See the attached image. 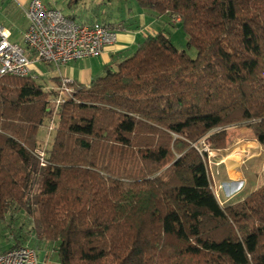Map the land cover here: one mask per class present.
<instances>
[{
  "label": "trees",
  "instance_id": "1",
  "mask_svg": "<svg viewBox=\"0 0 264 264\" xmlns=\"http://www.w3.org/2000/svg\"><path fill=\"white\" fill-rule=\"evenodd\" d=\"M134 1L178 17L196 57L159 30L88 85L73 80L59 102L61 76L0 75V222L26 211L35 238L18 232L0 252L46 247L59 264H264V180L223 205L195 147L209 134L225 148V128L240 124L264 148V0ZM55 119L43 146L39 129Z\"/></svg>",
  "mask_w": 264,
  "mask_h": 264
},
{
  "label": "built area",
  "instance_id": "2",
  "mask_svg": "<svg viewBox=\"0 0 264 264\" xmlns=\"http://www.w3.org/2000/svg\"><path fill=\"white\" fill-rule=\"evenodd\" d=\"M25 18L24 45L12 41L11 31L0 22V75L33 76L32 65L37 61L59 68L70 61L99 55L116 41V31L107 24L78 22L42 0L30 1ZM60 78L57 102L73 90V79L67 76ZM206 137L208 135L203 139ZM195 147L200 153H211L208 143L199 142ZM38 155L44 164L43 153L38 152ZM0 264H38L37 254L28 246L11 247L0 252Z\"/></svg>",
  "mask_w": 264,
  "mask_h": 264
},
{
  "label": "crops",
  "instance_id": "3",
  "mask_svg": "<svg viewBox=\"0 0 264 264\" xmlns=\"http://www.w3.org/2000/svg\"><path fill=\"white\" fill-rule=\"evenodd\" d=\"M30 1L31 0H2L0 3V7L5 16L9 19H12L11 15H18L22 17V19H24L25 21V29L27 26L25 10L27 9ZM139 15V20L135 27L125 26L124 24L112 25L113 29L117 33L116 41L113 44L107 46L99 55L75 60L79 62L82 61L81 66L78 68H68V73H60V76H67L79 83L88 85V83L95 76L103 74L107 68L111 67L112 65L114 66L116 62L124 58L127 54L125 50L130 48L132 49L131 52H133L137 48L138 44L147 35L159 31L158 27L156 28L155 26V22H158V20L161 19L159 17L157 19V16L155 14H152L151 12L149 19L146 18L145 14L143 15L142 13H140ZM70 17L74 18L77 21L75 15H71ZM165 18L175 25L179 24L178 17L171 18L167 15V17L165 16ZM95 20L97 19H91L86 23H90ZM0 22L6 28H8L11 33L13 32L12 29L8 25H6V23H4L3 21ZM70 62L61 66H66ZM248 131L250 130L248 129ZM250 135H242L247 137H244L246 139L243 138L240 141L238 140L239 135H233L232 138L235 139L234 141L238 140L237 143L234 144V149L230 150L228 148V142L225 148L215 149V164H212V166L211 164L208 165L211 184L212 187L216 186L218 188L217 199L221 204L231 202L230 200L239 196H241V198L236 200L242 199L245 196L244 191L246 190V188H248V186L250 188L253 187L254 189L261 183V180H259L261 179L259 178V175H262L264 172V169L262 170V167L264 165L262 159L264 148H262L258 141L252 135ZM230 146H232V144ZM239 147H244L241 151L243 152V154L239 152ZM255 163H258L259 167L255 168ZM35 250L37 254L38 264H59L51 256L52 252L50 249L37 246Z\"/></svg>",
  "mask_w": 264,
  "mask_h": 264
},
{
  "label": "rangeland",
  "instance_id": "4",
  "mask_svg": "<svg viewBox=\"0 0 264 264\" xmlns=\"http://www.w3.org/2000/svg\"><path fill=\"white\" fill-rule=\"evenodd\" d=\"M1 1L2 0H0V3ZM42 1L44 3H47V5L57 7L62 11L63 14L67 16L75 15L77 21L78 22L81 21L82 23H86L91 19H97L95 21H100V22L104 21V23L111 24L110 26L124 24L125 26L135 27L139 20L140 13H142L143 15L145 14L146 18L148 19L150 17V12L157 16L155 11L147 8L143 9L139 7L138 5H136L134 0H82V1H78L77 3H73L72 7L68 6L67 4L69 0H42ZM165 16L167 17L166 14H161L157 16V19L158 17L161 19H159L158 22H155L156 28L158 27V30H163L164 32H166L169 35L172 43L178 49H185L191 58H195L197 54V50L194 46L187 45V36L185 32L182 30L179 24L175 25L174 23H171L170 21L166 20ZM11 18L12 19L6 17L0 7V21H3L4 23H6V25H8L12 29L13 31L11 38L12 41L24 45L22 39V30L24 29L25 21L24 19H22V17L18 15H14V16L11 15ZM131 50L132 49L130 48L125 50L127 52L126 56L132 54ZM26 52H28V49H26ZM81 64L82 61L81 62L72 61L66 66H59L60 68H57L55 66L45 65L37 61L33 65L32 74L34 77H36V80L38 82L46 83V85H53V83H51L53 77L60 76V73H64V72L68 73V68H78L81 66ZM111 67L114 66L112 65ZM55 121L56 119L51 121L49 125L46 124L39 129L40 140L43 146H48L50 142V139L54 132ZM225 132H226V143L228 142L229 144L228 148L230 150L234 149L233 148L234 144H236L238 140L240 141L244 137H247L242 135L249 136L251 133L250 131H248V129L245 126L240 124L227 126L225 128ZM235 134L239 135L237 141H234L235 139L232 138L233 135ZM205 135H208V137L203 139ZM205 135L198 140V143L199 142L201 144L203 142L208 143L211 153L207 154V165L211 164L212 166V164H215L214 159L216 157V151L211 147L209 134H205ZM231 144L232 146H230ZM198 147L201 148L200 145H198ZM243 148L244 147H239V152H241ZM241 153L243 154V152ZM262 159L264 162V154L262 156ZM256 167H259L258 163L257 164L255 163V168ZM263 169H264V165L262 167V170ZM259 178H261L259 180H261L262 183L264 180V172L262 175H259ZM212 188L216 197L218 198V188L216 186ZM252 189L253 187L250 188L248 186V188H246V190L244 191V194L246 195V193L248 191H251ZM239 198H241V196L235 197L230 201L231 202L237 201L236 199ZM11 219L12 220H10L11 221L10 223H12L14 227L11 224H9L8 220H6L5 222H0V251L3 250L4 248H7L9 245L13 243L14 241L13 237H15V234H17L18 232H20V235H18L20 238L23 237L27 238V235H29V237L31 236L30 240L35 241L34 236L29 232L30 226L32 225V215L28 214L26 211H20L18 213H15L14 217H12ZM20 225L23 227V229H21L23 231L18 229ZM26 244L28 245V242Z\"/></svg>",
  "mask_w": 264,
  "mask_h": 264
}]
</instances>
